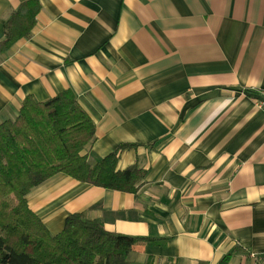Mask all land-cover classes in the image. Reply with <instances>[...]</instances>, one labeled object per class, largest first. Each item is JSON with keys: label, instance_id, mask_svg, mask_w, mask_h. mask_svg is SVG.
Listing matches in <instances>:
<instances>
[{"label": "crops", "instance_id": "crops-1", "mask_svg": "<svg viewBox=\"0 0 264 264\" xmlns=\"http://www.w3.org/2000/svg\"><path fill=\"white\" fill-rule=\"evenodd\" d=\"M24 1L0 0V42ZM38 2L0 54V123L70 89L95 125L90 161L118 149L117 170H146L135 193L62 173L37 186L49 232L82 213L149 239L130 264H264V0Z\"/></svg>", "mask_w": 264, "mask_h": 264}, {"label": "trees", "instance_id": "trees-1", "mask_svg": "<svg viewBox=\"0 0 264 264\" xmlns=\"http://www.w3.org/2000/svg\"><path fill=\"white\" fill-rule=\"evenodd\" d=\"M39 9L38 0H25L11 14L0 54L29 36ZM95 139V125L70 89L46 101L26 96L18 115L0 123V264H130L132 246L150 242L108 231L101 220L82 213L69 214L63 229L51 234L30 209L27 195L59 173L137 192L146 170L136 164L117 170L118 149L90 161L88 149Z\"/></svg>", "mask_w": 264, "mask_h": 264}, {"label": "built area", "instance_id": "built-area-1", "mask_svg": "<svg viewBox=\"0 0 264 264\" xmlns=\"http://www.w3.org/2000/svg\"><path fill=\"white\" fill-rule=\"evenodd\" d=\"M255 104L257 108L264 112V92H260L258 96L255 98Z\"/></svg>", "mask_w": 264, "mask_h": 264}]
</instances>
